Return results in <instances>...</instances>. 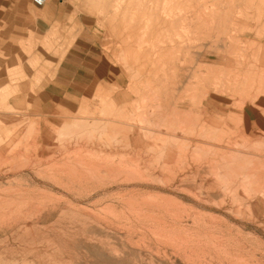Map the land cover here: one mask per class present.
<instances>
[{
    "label": "rangeland",
    "instance_id": "rangeland-1",
    "mask_svg": "<svg viewBox=\"0 0 264 264\" xmlns=\"http://www.w3.org/2000/svg\"><path fill=\"white\" fill-rule=\"evenodd\" d=\"M0 264H264V0H0Z\"/></svg>",
    "mask_w": 264,
    "mask_h": 264
},
{
    "label": "built area",
    "instance_id": "built-area-1",
    "mask_svg": "<svg viewBox=\"0 0 264 264\" xmlns=\"http://www.w3.org/2000/svg\"><path fill=\"white\" fill-rule=\"evenodd\" d=\"M33 2L37 6H42L45 4V0H33Z\"/></svg>",
    "mask_w": 264,
    "mask_h": 264
}]
</instances>
